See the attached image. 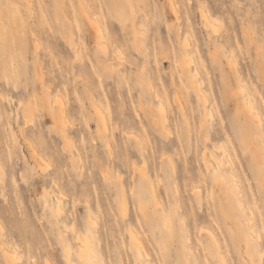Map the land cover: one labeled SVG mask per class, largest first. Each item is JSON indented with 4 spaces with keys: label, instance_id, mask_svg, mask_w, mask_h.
Wrapping results in <instances>:
<instances>
[{
    "label": "rangeland",
    "instance_id": "obj_1",
    "mask_svg": "<svg viewBox=\"0 0 264 264\" xmlns=\"http://www.w3.org/2000/svg\"><path fill=\"white\" fill-rule=\"evenodd\" d=\"M173 1L0 0V240L19 257L0 264H82L77 232L98 264H135L131 230L144 264H264V0Z\"/></svg>",
    "mask_w": 264,
    "mask_h": 264
},
{
    "label": "bare ground",
    "instance_id": "obj_2",
    "mask_svg": "<svg viewBox=\"0 0 264 264\" xmlns=\"http://www.w3.org/2000/svg\"><path fill=\"white\" fill-rule=\"evenodd\" d=\"M126 2L128 3V5H129V7L131 9V13H133V11H132L133 10L132 0H126ZM167 2H168L169 9H170L171 13L174 15L175 18H177V12H178V10H177L176 3L173 0H167ZM80 4L82 6L83 12L85 13V15L87 17V20H88L89 24L91 25V27L93 28V30L96 33V37H95V42L96 43L95 44H97V45H99L101 47L105 46L106 43H105V40H104V33H103L104 32V29H103V27L101 26V24L98 21V19L92 16V13H90V8L88 7V5H86L82 1H81ZM200 12H202V11H200ZM203 12H204V10H203ZM201 15L204 17V23H205V25L208 24L209 22H211L210 19H209V17H207V15L205 13H202ZM132 24H133V28L135 30L134 33H133V35L136 37L133 46L137 50L139 48V46L141 45V41L139 39V32H138V29L136 28V23L134 21H132ZM210 25H211V23H210ZM187 42L184 39V42L182 44L183 45V49H185V46L188 45V44H186ZM185 52L186 51H184V53ZM183 62L186 63L185 60ZM229 63L230 62L227 61V66H229L230 64H232L234 62H231L230 64ZM230 68H232V67H230ZM233 69L234 68H232V71H233ZM194 77H195V75H194ZM193 82H191V83H193ZM239 89H240V91L238 93H241V92H243L245 90V88H244L243 85H241L239 87ZM197 90H199V89H197ZM44 94H45V96L43 98V101L44 102L41 105L42 109H44V108L47 109L48 112L51 115H53V120L56 121L57 124H59V125L61 124L62 127L64 125L66 126L65 110H64L63 104L61 103L62 100H60L59 98H57L58 96H56V98H57V99L55 98L56 100L55 99L52 100L51 95L49 93H47L46 91H45ZM202 96L204 97L203 99L206 100V96H204V95H202ZM242 107L245 110V112L250 116V118L252 120H254V123L260 125V120H261L260 119V114L257 111L256 106H255L253 100L250 99V98L249 99H246L244 101ZM157 109H158L157 111H158V114H159V113H161V112L164 111V106L161 103H159L158 106H157ZM93 111L98 115L101 124L103 126H105L104 119H103L104 117L101 115L102 114L101 112H103V111H101V109L99 111V108L97 107L96 104L93 105ZM204 114L206 116V113H204ZM27 118H28V116H27ZM56 122H55V124H56ZM63 132H65V129H64ZM64 136H65V134H64ZM30 148H32V147H30ZM38 154L39 153L35 150V148H33V149L30 150V156H31L30 158H33V159L39 161V158L41 156L38 155ZM213 159H214V157H213ZM40 165L41 164H39V166ZM48 165L49 164H47V166ZM205 165L208 166V163H205ZM43 166H44V164H43ZM41 167H42V165H41ZM0 168H1V165H0ZM213 179L215 180V182L217 183V185H219V187H222L226 191L232 190L235 196L233 197L231 195V197L233 198V200L236 203V208H243V202L240 199V197L238 196V194H239L238 185L234 181H231L230 178L227 176V174L224 173V171L222 169L218 168L217 171L213 173ZM57 199H60V197L57 198ZM56 201H57V205H56V209L55 210H56V213L59 215L62 212V209L63 208L61 206L60 200H56ZM248 209H249V207H248ZM250 220H251V218H248L247 219V222H249ZM244 224H245V222H244ZM165 227H166V230L167 231H170L169 225L167 223H165ZM0 229H3V228H0ZM200 233L206 234V236L212 241V243L214 245H215V243L217 244L216 235H215V233L213 232V230L211 228H209L207 226L201 227L200 228ZM245 234H246L245 235L246 236V239L247 240H250V237H252L251 236V232L250 231H247ZM129 237H130V240L132 241L133 249L135 251L134 252V261H135V264H144L143 256L145 255V253H143V252H145V250L141 251V249L139 247V244H140L139 237L136 235V233L133 230H131L129 232ZM73 239L76 241V246H77L76 248H77V257H78V260L81 261L82 264H98V258H97V255H96V251H95V249L93 247V241H92V238L90 237V235L88 233L77 232V233L74 234ZM10 242H11V240H9V239H1L0 240V252H1V256L3 257L4 260L9 261V262H13L14 260L18 259L19 257L17 255V252L15 251L16 249L14 248L13 245H11ZM13 243H15V242H13ZM245 253H247V252H245ZM68 254H69V251L67 250V252L65 254V257H66V260H68V262H69L70 259H69ZM221 256L224 257L223 255H221ZM252 256L253 255H250L251 259H249L250 262H251V264H257L255 262V260L253 259ZM15 257H17V258L15 259ZM47 261H49V260L47 259ZM220 261L223 262V264L225 263V259L224 260L222 259Z\"/></svg>",
    "mask_w": 264,
    "mask_h": 264
}]
</instances>
